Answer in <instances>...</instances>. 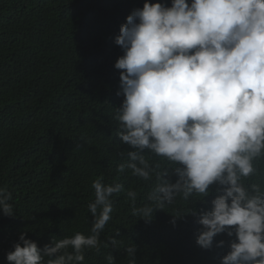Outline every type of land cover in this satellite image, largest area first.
Listing matches in <instances>:
<instances>
[{
  "label": "clouds",
  "instance_id": "1",
  "mask_svg": "<svg viewBox=\"0 0 264 264\" xmlns=\"http://www.w3.org/2000/svg\"><path fill=\"white\" fill-rule=\"evenodd\" d=\"M158 1L145 0L142 9L124 16L99 11L86 17L76 32L78 44L88 51L94 38L107 46L112 41L124 51L113 56L119 57L114 67L123 70L117 95L124 96L114 118L119 140L131 150L128 162L117 170L127 167L136 177L151 179L156 169L142 155L145 150L178 165L171 174L167 169L156 173L160 183L150 199L159 209L172 204L178 194L184 199L193 193L208 197L210 186L218 185L211 210H191L203 226L197 245L210 249L214 237L225 235L229 241L218 257L220 264H264V188L253 184L249 191L241 182L255 173L253 161L264 155V0H171L170 6L168 0ZM4 2V17L34 21L27 0ZM110 29L120 34L110 37ZM15 36L0 41L14 45L10 51L19 53L14 63L27 52L22 32ZM69 39L74 41L71 32ZM32 144L23 142L27 149ZM45 150V157L58 165L56 153L46 145ZM7 175L15 186L12 168ZM54 175L27 191L37 195L50 188ZM19 184L23 188L20 173ZM92 187V225L86 236L77 232L59 240L53 237L40 248L21 233L6 254L8 264H83L85 249L99 253L106 243L100 245V234L113 212L111 197L123 186L96 180ZM127 196L135 200L136 193L128 191ZM11 198L0 188V212L9 217L14 216ZM155 209L145 205L134 208L133 215L148 221ZM110 242L118 244L113 237ZM223 245V240L217 244ZM125 250L129 264H136L135 246ZM106 260L115 264L112 254Z\"/></svg>",
  "mask_w": 264,
  "mask_h": 264
},
{
  "label": "trees",
  "instance_id": "2",
  "mask_svg": "<svg viewBox=\"0 0 264 264\" xmlns=\"http://www.w3.org/2000/svg\"><path fill=\"white\" fill-rule=\"evenodd\" d=\"M27 1L34 21L4 17L8 6L0 0V41L22 32L20 39L27 44V52L14 63L19 54L10 51L14 45L0 43V188L11 193L8 202L14 209L12 217L0 212V264H8L6 254L21 233L40 248L51 244L53 237L59 240L77 232L86 236L92 225L88 204L95 200L92 184L96 180L105 185L119 183L123 189L111 197V219L99 238L100 245L106 243L96 254L85 249L83 264L98 260L107 264L109 254L115 264H129L125 249L131 245L136 248V264H220L218 257L229 240L218 234L210 249L201 248L196 235L203 226L191 214V210H211L218 185L210 186L208 197L193 193L184 199L178 194L172 204L159 209L150 199L160 183L156 173L167 169L171 174L178 165L145 150L142 155L156 169L151 179L138 178L127 167L124 172L117 170L128 162L131 150L119 140V122L114 118L124 96L117 95L123 70L114 67L119 57L113 56L124 51L112 41L107 46L94 38L89 52L76 37L86 17L102 10H112V16L131 14L142 9L139 6L145 0ZM70 32L74 41L69 39ZM119 34L110 29V37ZM24 141L33 142L31 148H24ZM45 145L56 153L58 165L45 157ZM253 165L255 173L241 181L249 191L253 184L264 188V155ZM11 168L15 186L7 175ZM53 174L50 188L37 195L27 191ZM128 191L136 193L135 200L127 196ZM145 205L157 208L148 221L133 215L134 208ZM112 237L118 240L116 247L111 245ZM221 240L224 245L218 247Z\"/></svg>",
  "mask_w": 264,
  "mask_h": 264
}]
</instances>
